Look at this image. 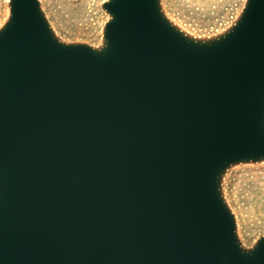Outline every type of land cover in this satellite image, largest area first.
<instances>
[{"label": "water", "instance_id": "water-1", "mask_svg": "<svg viewBox=\"0 0 264 264\" xmlns=\"http://www.w3.org/2000/svg\"><path fill=\"white\" fill-rule=\"evenodd\" d=\"M95 38L45 0L0 21V264H264L232 186L264 169V0L216 27L102 0Z\"/></svg>", "mask_w": 264, "mask_h": 264}, {"label": "rangeland", "instance_id": "rangeland-1", "mask_svg": "<svg viewBox=\"0 0 264 264\" xmlns=\"http://www.w3.org/2000/svg\"><path fill=\"white\" fill-rule=\"evenodd\" d=\"M0 0V21L5 11ZM61 29L72 37L95 38L102 23V0H45ZM187 22L198 27H216L226 22L241 0H169ZM233 198L249 236L264 233V169L245 170L232 186Z\"/></svg>", "mask_w": 264, "mask_h": 264}]
</instances>
